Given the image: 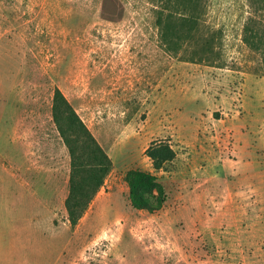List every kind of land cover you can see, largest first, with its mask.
<instances>
[{"label":"rangeland","instance_id":"rangeland-1","mask_svg":"<svg viewBox=\"0 0 264 264\" xmlns=\"http://www.w3.org/2000/svg\"><path fill=\"white\" fill-rule=\"evenodd\" d=\"M155 1L0 0V157L20 163L25 152L30 166H54L68 182L69 153L52 118L58 89L112 163L72 229L67 261L262 264L264 0H206L195 45L178 56L159 42ZM207 39L210 62L189 60ZM161 140L176 157L154 172L145 150ZM2 165L0 257L16 240L5 235L8 220L23 239L21 216L32 207L1 187ZM130 169L157 176L166 193L159 211L131 208ZM63 241L47 242L42 264Z\"/></svg>","mask_w":264,"mask_h":264},{"label":"trees","instance_id":"trees-1","mask_svg":"<svg viewBox=\"0 0 264 264\" xmlns=\"http://www.w3.org/2000/svg\"><path fill=\"white\" fill-rule=\"evenodd\" d=\"M206 0H156L153 8L158 38L164 50L178 56L192 47L205 14ZM174 12L179 13V19ZM248 25L245 26L247 32ZM244 42L248 43L247 39ZM194 50L193 62H210V39ZM264 66V61H262ZM52 118L69 153L68 194L64 201L67 220L75 227L109 175L112 163L88 127L79 118L67 99L56 89L52 99ZM154 172L164 169L175 157L167 141L152 142L145 150ZM131 208L154 213L166 201V193L157 176L148 171L130 169L124 176Z\"/></svg>","mask_w":264,"mask_h":264},{"label":"crops","instance_id":"crops-1","mask_svg":"<svg viewBox=\"0 0 264 264\" xmlns=\"http://www.w3.org/2000/svg\"><path fill=\"white\" fill-rule=\"evenodd\" d=\"M16 135L18 139V132ZM21 154L24 159L18 163L12 159L14 154L2 153L0 162L6 163L2 165L6 181L1 187L5 188L15 200L28 199L32 207L29 212L26 211L27 214L21 216V225L24 231H27L23 239H21L20 226L16 221L8 220L10 224L5 235L7 237L10 234L16 240L9 243L3 257H0V264H7L10 260L13 264H42L40 257L45 254L47 242L58 238L62 240V236L64 241L60 254L55 255L54 261L48 264H58V261L61 264H72L71 257L68 261L66 259L67 253H72L73 229L67 220L64 207L68 184L57 181L56 167H42L37 163L30 166L25 162V152ZM58 215L62 220L61 225L57 224ZM260 262L264 264V258L260 259Z\"/></svg>","mask_w":264,"mask_h":264}]
</instances>
